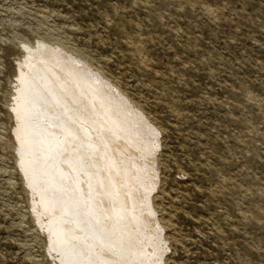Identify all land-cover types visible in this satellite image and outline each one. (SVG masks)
<instances>
[{
	"label": "rangeland",
	"instance_id": "1",
	"mask_svg": "<svg viewBox=\"0 0 264 264\" xmlns=\"http://www.w3.org/2000/svg\"><path fill=\"white\" fill-rule=\"evenodd\" d=\"M0 264H264V0H0Z\"/></svg>",
	"mask_w": 264,
	"mask_h": 264
},
{
	"label": "bare ground",
	"instance_id": "2",
	"mask_svg": "<svg viewBox=\"0 0 264 264\" xmlns=\"http://www.w3.org/2000/svg\"><path fill=\"white\" fill-rule=\"evenodd\" d=\"M26 99V91L22 88V86L17 89L16 97L14 98V110L15 114L17 116V124L15 128V133L19 139V141H24L25 143L28 142L29 138L26 135V128H27V114L29 108H31L32 103L27 106L24 104V101ZM32 101V100H30ZM23 142V143H24Z\"/></svg>",
	"mask_w": 264,
	"mask_h": 264
}]
</instances>
